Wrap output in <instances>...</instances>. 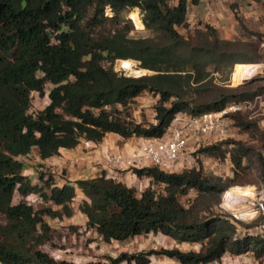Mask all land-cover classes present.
Returning a JSON list of instances; mask_svg holds the SVG:
<instances>
[{"label": "trees", "instance_id": "trees-1", "mask_svg": "<svg viewBox=\"0 0 264 264\" xmlns=\"http://www.w3.org/2000/svg\"><path fill=\"white\" fill-rule=\"evenodd\" d=\"M241 1L264 5V0ZM188 4V0H0V264H72L55 261L40 246L52 239L45 218L72 215L76 188L88 199L79 204L87 227L105 242L160 233L177 242L200 244L198 251L120 252L106 256L109 264H149L152 254L168 256L174 260L171 264H205L225 252H253L258 264H264V236L238 234L239 227L254 226L256 220L244 222L219 207L229 186L264 183L260 118L232 115L238 132L258 141V147L227 137L199 149L203 156L228 157L231 178L204 172L201 166L171 173L149 166L134 169L137 176L151 178L138 193L103 175L58 186L52 175L44 178L39 172V186L22 174L18 156L33 150L44 160L74 148L82 139L101 142L109 133L124 139L160 137L176 113L200 115L263 94L264 82L227 87L213 77L217 74L224 82L230 72L261 60L260 41H245L241 35L223 39L209 24L195 27L188 36L181 34L179 28L187 26ZM105 7L111 9L108 16ZM237 7L230 6L238 30L255 35ZM134 8L140 13L137 22L151 36H131L127 15ZM127 59L150 73L134 76L113 70L116 60ZM47 83L52 87L45 93ZM34 92L45 93L48 103L32 114ZM143 92L155 99L154 123L136 121L129 112V104ZM252 157L253 176L248 164ZM34 191L52 205L34 208L22 199L13 202L15 195ZM191 191L194 197L183 204L180 197Z\"/></svg>", "mask_w": 264, "mask_h": 264}, {"label": "built area", "instance_id": "built-area-1", "mask_svg": "<svg viewBox=\"0 0 264 264\" xmlns=\"http://www.w3.org/2000/svg\"><path fill=\"white\" fill-rule=\"evenodd\" d=\"M236 9L241 12L239 6ZM110 11L111 9L109 7H105L104 14L108 16ZM128 20L131 23L130 18ZM257 65V74L264 76V62L258 63ZM137 75L139 74L134 76ZM236 113H245L250 120L263 118V94H257L252 99L244 100L239 103H230L220 110L208 111L200 115H191L184 112L176 113L167 126L164 135L149 138L131 137L135 138V141L129 146L125 145L118 150H103L100 156L101 170L98 171L97 175L94 177L103 175L107 179L123 182L130 187H135L137 192L140 193L150 184L151 178L145 174L137 176L134 169H144L149 166H154L168 173L180 172L185 169L199 168L201 166L199 160H204L202 163L207 164L211 170L216 169L214 173H218L219 176L222 175V172H224L225 175H229V173L232 172L230 163L226 165V172L223 168L221 169V160L203 156L199 153V149L230 137L233 131L237 129L235 121L232 118V115ZM85 142L87 143L88 141L85 140ZM33 152L34 151H31L25 155L18 156V160L23 165V176L32 183L40 186L41 181L35 175L34 169L28 166ZM201 167L203 170V164ZM39 172L44 173V178H46L48 174L52 175L54 185L69 183L62 170H53L47 166L40 165ZM127 173L130 175V178L126 176ZM20 198L26 205L34 208L45 203L52 205L51 202H45L40 191L31 192ZM82 200L88 201L85 196L83 199H79V197L75 195L70 202L72 210H78V212H80L79 204ZM219 207L234 218L243 220L244 222L256 220L254 226L239 227L238 234L240 236L246 234L264 236V188L257 189L253 185L245 184L229 186L221 195ZM54 221H57L59 225L61 224L60 218L52 219V222ZM47 223L50 226V222ZM62 239L64 238L62 237ZM61 252V249H55V251L52 252L51 256L55 261H60L62 259L60 255ZM258 261L259 260L255 258L253 252L240 255L225 252L219 260H214L205 264H258ZM106 263L109 264L108 261H106Z\"/></svg>", "mask_w": 264, "mask_h": 264}, {"label": "rangeland", "instance_id": "rangeland-1", "mask_svg": "<svg viewBox=\"0 0 264 264\" xmlns=\"http://www.w3.org/2000/svg\"><path fill=\"white\" fill-rule=\"evenodd\" d=\"M174 1V0H173ZM236 4L235 0L231 1V4ZM262 5V4H261ZM264 6V5H263ZM137 8L132 9L128 15L127 18L131 20L132 23V32L130 33L131 36H151L152 32L145 29L144 25L143 27L138 28L135 24L137 20L140 19V13ZM135 12L138 16L133 15L132 13ZM136 16V17H135ZM141 21V19H140ZM140 23V22H138ZM194 28H188L185 26L184 28H179V32L181 34H184L185 36H188L190 34V30L193 31ZM250 31L256 32L253 34H250L247 31L239 30V35H241L242 39L245 41H256L259 40V48H260V58L261 60L256 62H249L247 64H258L261 62H264V32L259 31L258 29H251ZM125 62H132L130 67L127 69L122 68L121 66ZM245 65V64H244ZM113 70L117 72H122L126 75H136V74H142L144 72L150 73L148 70H143L138 67V62L135 60H124L122 63L118 62L116 60L113 65ZM240 68V67H239ZM237 68L232 73L230 72L228 76V80L222 82L220 81L221 76L214 74L215 81L219 84H224V86L227 87H236L241 85L236 80V72L239 69ZM136 71H139L136 73ZM264 82V80L257 81V82H251L246 85L242 86H248V85H254L255 83H261ZM51 84L47 83L45 85V93L50 90ZM39 95L38 93L34 92L31 96V108L29 110L30 113H35L40 110H42L46 104L48 103V97L45 95ZM264 96V92H263ZM154 97L152 94L148 92H143L141 95L136 97L134 101H132L129 104V112L132 116V118L136 121H152L154 119ZM121 108V107H119ZM236 139V140H242L247 142L248 144H252L254 147H258L259 142L256 140H250L245 133L238 132V128L235 129L230 136V138ZM229 138V137H228ZM35 152H33V156L30 157V164L28 165L30 168L34 169L35 175L38 177L39 175V160H35ZM204 161V160H203ZM202 160H199V164L204 166L203 171L207 173H213L217 176L218 173H214V170H211L210 167L207 164L202 163ZM254 157H252L251 161H248V164H250V172L252 176L254 175V166L256 165ZM221 169L223 168L224 171L226 170V165L229 164L228 157H225V159H222L221 162ZM231 168V167H230ZM232 171V169H231ZM217 172V171H216ZM222 178H231L233 177V173L230 172L229 175H225L224 172H222ZM253 185L257 189L264 188V183L262 182H252V181H246L245 183H236L234 185ZM42 186V183L41 185ZM45 190V188H44ZM194 197V192L191 191L185 196L180 197V201L183 204H186L189 200H191ZM21 198L17 195H15L13 202L16 203ZM81 203V202H80ZM48 205V204H43ZM39 205L36 206V208L43 206ZM56 208V206L54 207ZM81 212V211H80ZM80 212L78 210H73V213L69 217H63L60 218L61 224H57V221L52 222L51 218H45L47 222H50V234L52 236V239L49 243H44L40 246V249L42 251L46 252L48 255H52V252L55 251V249H61V260H65L67 262H71L72 264H107L106 263V256H117L120 252H125L124 249H127V252H140V251H146L150 249L154 250H160L162 248L164 249H171L175 248L174 244L170 241V239L167 238L166 242H162L161 240L159 242L154 241L152 237L146 236L145 234L137 235L134 237H131L130 239H126L125 241H120L117 244L114 245L112 242H104L102 239L98 236V234L94 231V229L87 227L86 222L81 223L80 221ZM82 213V212H81ZM83 214V213H82ZM74 215V217H73ZM84 215V214H83ZM85 216V215H84ZM72 217V218H71ZM86 218V216H85ZM54 220V218H53ZM85 227V229H84ZM79 230V231H78ZM62 237L64 239H62ZM169 237V236H168ZM170 238V237H169ZM62 239V240H61ZM172 239V238H171ZM199 244V243H198ZM150 246V247H149ZM156 256H166L163 254H154ZM52 257V256H51ZM168 257V256H166ZM53 258V257H52ZM169 258V257H168ZM171 259V258H169ZM60 260V261H61ZM173 260V259H172ZM174 261V260H173Z\"/></svg>", "mask_w": 264, "mask_h": 264}, {"label": "crops", "instance_id": "crops-1", "mask_svg": "<svg viewBox=\"0 0 264 264\" xmlns=\"http://www.w3.org/2000/svg\"><path fill=\"white\" fill-rule=\"evenodd\" d=\"M174 1L176 3L177 0ZM231 1L232 0H188L187 27L191 29L209 24L215 27L220 38L233 39L238 37V24L230 8ZM235 1L241 8L240 15L247 27L252 30L258 29L264 32V6L247 1ZM150 122L154 123L155 121L153 119ZM258 122L260 127L264 130V117L260 118ZM134 141L135 138L123 139L117 134L109 133L101 142L88 141L86 143L85 140H81L74 148L61 149L56 156L44 160H40L37 155L34 156V158L35 160H39L40 165L42 164L53 170H62L68 182L75 185L78 179L90 178L97 175L98 171L101 170L100 156L103 150H118L125 145L129 146ZM126 176L130 178L128 173ZM60 185L61 184L58 186ZM75 195H77L79 199L84 198V194L78 188H76ZM80 221L81 223L86 222L85 216L81 213ZM145 235L152 237L155 243L160 240L166 242L168 238L174 246L181 251H198L200 249V244L198 243H177L175 240L160 233H148ZM110 242L114 245H118V242L114 240ZM124 250L125 252L128 251L127 249ZM173 262L172 259L166 256H156L152 254L149 257V264H171Z\"/></svg>", "mask_w": 264, "mask_h": 264}, {"label": "bare ground", "instance_id": "bare-ground-1", "mask_svg": "<svg viewBox=\"0 0 264 264\" xmlns=\"http://www.w3.org/2000/svg\"><path fill=\"white\" fill-rule=\"evenodd\" d=\"M136 17V16H135ZM138 28L143 27L138 22H135ZM258 65L257 64H245L241 66L236 72V80L238 83H241L249 78H252L254 75L257 74Z\"/></svg>", "mask_w": 264, "mask_h": 264}, {"label": "water", "instance_id": "water-1", "mask_svg": "<svg viewBox=\"0 0 264 264\" xmlns=\"http://www.w3.org/2000/svg\"><path fill=\"white\" fill-rule=\"evenodd\" d=\"M143 74H146V72H144ZM143 74H139L137 76H140V75H143ZM261 80H264V76L261 75V74H256L252 78H249L248 80H245V81L241 82L240 84L241 85H246L248 83L257 82V81H261Z\"/></svg>", "mask_w": 264, "mask_h": 264}]
</instances>
